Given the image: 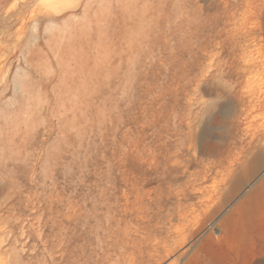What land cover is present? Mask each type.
Returning a JSON list of instances; mask_svg holds the SVG:
<instances>
[{"label": "rangeland", "instance_id": "obj_1", "mask_svg": "<svg viewBox=\"0 0 264 264\" xmlns=\"http://www.w3.org/2000/svg\"><path fill=\"white\" fill-rule=\"evenodd\" d=\"M256 160L264 0H0V264H264Z\"/></svg>", "mask_w": 264, "mask_h": 264}, {"label": "bare ground", "instance_id": "obj_2", "mask_svg": "<svg viewBox=\"0 0 264 264\" xmlns=\"http://www.w3.org/2000/svg\"><path fill=\"white\" fill-rule=\"evenodd\" d=\"M262 123V122H261ZM254 126V125H253ZM264 164V160L262 163H260L258 160L254 161L253 163L251 162L247 167H245L236 177L231 178L229 181V186H232V188H227L225 193H223V199L226 200L229 195L234 193L239 187L242 185V183L251 176L256 173ZM260 181V180H259ZM254 186V185H253ZM250 192L246 194V196L239 201L237 207L235 210L244 208L245 214L251 215L253 212V208L257 206V201L255 200L258 197H262L264 200V176L261 178V181L255 186L252 187V190H249ZM261 200V198H260ZM261 204V203H260ZM263 205V203H262ZM243 209V211H244ZM234 210V212H235ZM240 212V211H239Z\"/></svg>", "mask_w": 264, "mask_h": 264}]
</instances>
